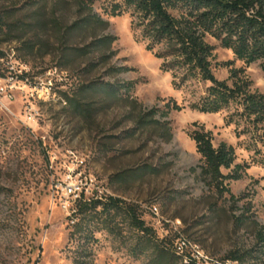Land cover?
Returning <instances> with one entry per match:
<instances>
[{"label":"rangeland","instance_id":"obj_1","mask_svg":"<svg viewBox=\"0 0 264 264\" xmlns=\"http://www.w3.org/2000/svg\"><path fill=\"white\" fill-rule=\"evenodd\" d=\"M118 3L0 0L7 17L0 31V77L13 66L29 80L13 100L0 97V264H147L146 256L131 255L135 231L121 212L112 215L111 232L93 217L89 255L79 256L75 204L55 187L76 169L102 200L135 206L160 239L165 230L172 237V222L213 264H238L225 261L234 252L258 256L254 232L256 225L264 228V163L245 149L248 135L236 137L235 125L227 123L235 108L216 114L193 109L209 84L190 79L174 86L178 78L145 50L130 12L112 15ZM93 17L105 25L73 27ZM104 38L113 41L98 44ZM209 43L216 79L228 80L235 69L250 91L264 94L258 63L245 66L230 50ZM54 70L67 82L56 81L53 99L29 102L30 86ZM200 128L211 133L215 147L223 142L234 148V164L248 166L240 180L229 182L234 202L217 196L199 175L190 134ZM233 214L244 215L245 223L235 225ZM243 264H264V255Z\"/></svg>","mask_w":264,"mask_h":264},{"label":"trees","instance_id":"obj_2","mask_svg":"<svg viewBox=\"0 0 264 264\" xmlns=\"http://www.w3.org/2000/svg\"><path fill=\"white\" fill-rule=\"evenodd\" d=\"M112 10L113 16L130 12L133 28L139 31L145 50L161 60L163 72H171L174 80L178 78L174 86L190 79L209 84L193 109L202 114H216L231 106L235 108L227 123L235 125L236 137L248 135L245 149L253 152L254 157L261 156L259 161L264 163V94L250 91L247 82L235 69H231L228 80L216 79L212 69L215 48L209 43L213 40L220 48L230 50L234 59L245 66L258 63L264 76V0H119ZM6 20V15L0 11V31L7 27ZM98 22L105 25L93 17L76 22L73 27L94 26ZM111 41L113 38H104L98 44ZM3 57L0 51V59ZM103 88L113 92L109 85L105 84ZM64 99L72 102L65 94ZM73 105L75 109L87 112L81 103L74 102ZM240 124L244 129L237 131ZM190 139L199 155V175L204 184L220 198L227 195L234 202L236 199L230 193L229 182L240 180L248 166L234 164V148L223 142L215 147L211 133L202 128L192 132ZM223 170L230 172L225 175ZM97 209L100 210L97 212ZM119 212L125 214L135 231L130 249L134 258L146 256L147 264H184L173 249L172 237L158 238L140 220L135 206L112 197L104 202L77 206V222L72 233L83 240L79 256L89 255L86 248L91 239L88 224L93 217H101L102 224L111 232V217ZM232 219L237 226L245 223L244 215L233 214ZM256 227L254 239L258 249L255 251L259 255L251 256L249 251L234 252L225 261L243 264L247 259H261L264 255V228Z\"/></svg>","mask_w":264,"mask_h":264},{"label":"built area","instance_id":"obj_3","mask_svg":"<svg viewBox=\"0 0 264 264\" xmlns=\"http://www.w3.org/2000/svg\"><path fill=\"white\" fill-rule=\"evenodd\" d=\"M56 81L58 83H66L67 77L62 72V79H55V73L50 72L49 77H46L40 82H35L30 86L28 100H45L46 97H54V89L56 87ZM29 86V80L27 78H19L16 74L13 66L9 68V73L4 78L0 77V97H5L8 100H13L14 92L23 91L24 88ZM77 169L74 171H68L64 174L63 180L56 184L55 187L59 188L62 195L66 199H72L75 204L72 209V218H76L77 206L80 203H91L94 201L103 202L101 196L94 189H90L87 178H82L81 175L77 177ZM149 210H153L151 207ZM171 225V233L173 238V249L175 253L182 254V262L184 264H213V261L204 260V253H202L197 247L189 244V238L183 235L180 229H177V225ZM168 237V231L165 230L164 238ZM224 263V262H223ZM221 263V264H223Z\"/></svg>","mask_w":264,"mask_h":264},{"label":"bare ground","instance_id":"obj_4","mask_svg":"<svg viewBox=\"0 0 264 264\" xmlns=\"http://www.w3.org/2000/svg\"><path fill=\"white\" fill-rule=\"evenodd\" d=\"M55 73V79H62L61 77H59V74L56 72V70H54ZM53 99V97H46L45 100H51ZM66 160V159H65ZM102 188V187H101ZM103 197V196H102ZM196 245V244H195ZM202 252V251H201ZM203 253V252H202ZM178 256H180L182 258V254H178L176 253ZM204 260L209 261V258L207 256H205L204 254Z\"/></svg>","mask_w":264,"mask_h":264}]
</instances>
